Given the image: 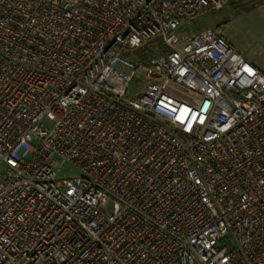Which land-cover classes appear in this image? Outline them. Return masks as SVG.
<instances>
[{"label": "built area", "instance_id": "built-area-1", "mask_svg": "<svg viewBox=\"0 0 264 264\" xmlns=\"http://www.w3.org/2000/svg\"><path fill=\"white\" fill-rule=\"evenodd\" d=\"M225 1L0 0V264H264V71L192 20Z\"/></svg>", "mask_w": 264, "mask_h": 264}, {"label": "rangeland", "instance_id": "rangeland-1", "mask_svg": "<svg viewBox=\"0 0 264 264\" xmlns=\"http://www.w3.org/2000/svg\"><path fill=\"white\" fill-rule=\"evenodd\" d=\"M197 28H222L225 38L248 60L264 71V0H226L221 8L209 7L193 19ZM56 118L48 115L52 127ZM62 173L77 175L79 170L65 164Z\"/></svg>", "mask_w": 264, "mask_h": 264}, {"label": "trees", "instance_id": "trees-1", "mask_svg": "<svg viewBox=\"0 0 264 264\" xmlns=\"http://www.w3.org/2000/svg\"><path fill=\"white\" fill-rule=\"evenodd\" d=\"M222 28H223V27L217 28V32H218L219 34H222Z\"/></svg>", "mask_w": 264, "mask_h": 264}]
</instances>
